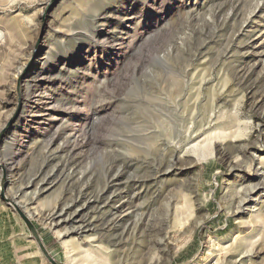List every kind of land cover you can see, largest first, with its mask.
<instances>
[{
  "label": "rangeland",
  "instance_id": "374dc122",
  "mask_svg": "<svg viewBox=\"0 0 264 264\" xmlns=\"http://www.w3.org/2000/svg\"><path fill=\"white\" fill-rule=\"evenodd\" d=\"M0 30L7 193L59 264H264V0H0ZM0 235L49 264L1 200Z\"/></svg>",
  "mask_w": 264,
  "mask_h": 264
},
{
  "label": "water",
  "instance_id": "95a60500",
  "mask_svg": "<svg viewBox=\"0 0 264 264\" xmlns=\"http://www.w3.org/2000/svg\"><path fill=\"white\" fill-rule=\"evenodd\" d=\"M54 1L55 0H51V2ZM41 37H42V31L40 33L37 42H40ZM35 56L36 55L34 53L30 59V62L34 59ZM27 68L23 69L21 75L19 76V79L16 82L17 89H19L22 76L26 72ZM19 111H20V99L18 100V105L15 111L13 112V114L4 122V124L0 128V146L2 145L6 132L10 129V127H12L15 119L18 117ZM9 180H10V175L8 168L4 164L0 163V200L4 202L8 207H10L20 217V219L26 226L30 237L36 243L40 253L44 256L47 262L49 264H59L58 261H56V259L50 254V252L47 250L46 246L44 245L40 233L37 227L35 226L30 213L27 212L24 209V206L20 205L17 200H14L8 196L7 192H8Z\"/></svg>",
  "mask_w": 264,
  "mask_h": 264
},
{
  "label": "crops",
  "instance_id": "0c3cea01",
  "mask_svg": "<svg viewBox=\"0 0 264 264\" xmlns=\"http://www.w3.org/2000/svg\"><path fill=\"white\" fill-rule=\"evenodd\" d=\"M14 217H12V219H13ZM14 221H15V218L13 219ZM9 236H7V235H5V237H3V235H0V246L2 245V246H4V245H7L8 244V241H9V238H8ZM8 238V239H7ZM30 240H27L26 241V243L27 242H29Z\"/></svg>",
  "mask_w": 264,
  "mask_h": 264
},
{
  "label": "bare ground",
  "instance_id": "6f19581e",
  "mask_svg": "<svg viewBox=\"0 0 264 264\" xmlns=\"http://www.w3.org/2000/svg\"><path fill=\"white\" fill-rule=\"evenodd\" d=\"M206 124H207V123H206ZM196 128H197V127H196ZM260 174H261V173H260ZM262 177H263V176H262ZM249 185H250V184H249ZM257 185H258V184H257ZM248 187H249V186H248ZM251 187H253V185H252ZM244 190H245V188H244ZM253 190H254V189H253ZM242 191H243V190H242ZM245 192H246V190H245ZM242 193H244V191H243ZM241 200H242V199H241ZM258 200H259V199H258ZM238 201H239V200H238ZM241 202H242V201H241ZM238 203H239V202H238ZM240 204H241V203H240ZM166 205H167V204H166ZM237 205H238V204H237ZM168 206H169V205H168ZM240 206H241V205H240ZM240 206H239V208H240ZM166 207H167V206H166ZM168 208H169V207H168ZM62 209H63V208H62ZM175 210H176V209H175ZM179 210H180V209H179ZM251 210H253L252 207H251ZM167 211H168V210H167ZM243 211H244V210H243ZM61 212H62V211H61ZM66 213H67V212H66ZM167 213H168V212H167ZM167 213H166V214H167ZM55 214H56V213H55ZM169 214H170V212H169ZM174 215H175V212H174ZM174 215L172 216L173 218H174ZM67 216H68V215H67ZM167 216L169 217L170 215H167ZM65 217H66V216H65ZM168 217H167V218H168ZM175 217H176V215H175ZM167 218H166V219H167ZM53 220H54V219H53ZM71 220H72V219H71ZM50 221H51V220H50ZM55 221H56V220H55ZM75 222H76V221H75ZM184 222H185V221H184ZM52 224H53V223H52ZM167 224H168V223H167ZM70 225H71V224H70ZM168 226H169V225H168ZM157 239H160V238H157ZM160 240H162V239H160ZM160 240H158V241H160ZM160 242H161V241H160ZM163 242H164V241H162V244H163ZM165 249H166V247H165Z\"/></svg>",
  "mask_w": 264,
  "mask_h": 264
},
{
  "label": "built area",
  "instance_id": "2783aa9c",
  "mask_svg": "<svg viewBox=\"0 0 264 264\" xmlns=\"http://www.w3.org/2000/svg\"><path fill=\"white\" fill-rule=\"evenodd\" d=\"M2 38H3V33H2V31L0 30V43H1V41H2Z\"/></svg>",
  "mask_w": 264,
  "mask_h": 264
}]
</instances>
